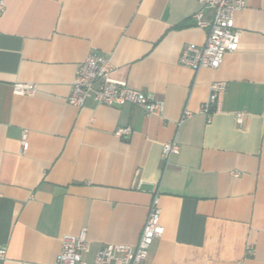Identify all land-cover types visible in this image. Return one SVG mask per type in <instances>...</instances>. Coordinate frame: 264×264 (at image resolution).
<instances>
[{"label": "crops", "instance_id": "crops-1", "mask_svg": "<svg viewBox=\"0 0 264 264\" xmlns=\"http://www.w3.org/2000/svg\"><path fill=\"white\" fill-rule=\"evenodd\" d=\"M4 3L0 264H53L62 236L82 228L88 261L103 244H135L152 198L142 183L159 189L164 227L143 264H264V0L235 12L237 50L198 70L178 62L208 33L193 16L197 0ZM90 52L109 59L114 78L161 99L162 114L69 104ZM217 80L227 89L207 121L200 106ZM15 82L37 90L16 95ZM184 110L191 116L180 121ZM119 126L130 134L116 136ZM173 138L180 151L164 165L161 147Z\"/></svg>", "mask_w": 264, "mask_h": 264}, {"label": "built area", "instance_id": "built-area-1", "mask_svg": "<svg viewBox=\"0 0 264 264\" xmlns=\"http://www.w3.org/2000/svg\"><path fill=\"white\" fill-rule=\"evenodd\" d=\"M197 1L200 8L193 16L198 26L208 27V33L203 44L184 45L179 52L178 62L193 70L217 69L224 54L238 48L239 32L234 27V14L244 7V0ZM4 10V0H0V11ZM111 72L112 66L107 57L95 52L88 53L77 66L69 95L66 98L67 102L74 106H81L88 99L103 106L132 104L139 106L147 114H162L163 101L161 99L131 86L125 80L114 78ZM226 89L225 81L217 80L210 83L209 95L200 106V112L207 116V121L211 120L213 112L218 109ZM36 90L37 85L32 82L12 84V92L16 95H32ZM190 116L191 112L184 110L180 121ZM243 116L244 112H237L236 122L241 123ZM130 132L128 126H119L114 134L118 137H127ZM22 144L27 145L26 131L22 134ZM179 151L180 147L176 139L165 141L160 153L163 164L167 165L171 157L177 155ZM163 231L159 189L155 187L152 188V198L146 219L135 244H103L96 251L93 259L88 261L83 258V255L89 252V243L86 229L82 228L78 234L62 236L61 249L53 264H143L151 244L163 234ZM4 258L5 248L0 247V262Z\"/></svg>", "mask_w": 264, "mask_h": 264}, {"label": "water", "instance_id": "water-1", "mask_svg": "<svg viewBox=\"0 0 264 264\" xmlns=\"http://www.w3.org/2000/svg\"><path fill=\"white\" fill-rule=\"evenodd\" d=\"M139 188L143 189V190H152L153 185L152 184H147V183H142Z\"/></svg>", "mask_w": 264, "mask_h": 264}]
</instances>
